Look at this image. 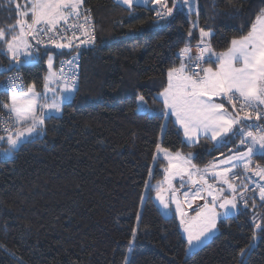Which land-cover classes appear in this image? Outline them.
Segmentation results:
<instances>
[{"label":"trees","instance_id":"16d2710c","mask_svg":"<svg viewBox=\"0 0 264 264\" xmlns=\"http://www.w3.org/2000/svg\"><path fill=\"white\" fill-rule=\"evenodd\" d=\"M168 3L174 11L161 19L152 5L83 1L97 40L81 52L79 91L61 116L45 118L42 136L0 165V264H125L130 247L131 264H264V201L258 194L247 207L237 201V214L220 219L216 235L187 257L188 243L172 205V215L164 217L152 189L167 169L157 144L186 157L191 153L199 167L233 151V144L217 146L208 138L188 145L173 120L160 118L158 93L166 71L178 66L180 50L199 43L200 28L214 34L215 52L225 51L231 39L247 33L264 0H197L190 14L176 10L174 0ZM17 16L14 4L0 0V27L14 24ZM54 51L64 52L55 67L76 53ZM10 62L0 55V67ZM45 64L46 57L15 70L28 87L40 90ZM6 75L0 72V82ZM10 95L0 91V101L9 102ZM140 95L148 112L137 111ZM2 146L5 152L8 144ZM256 158L264 163V157ZM256 223L259 243L242 262L240 253L251 246Z\"/></svg>","mask_w":264,"mask_h":264},{"label":"snow or ice","instance_id":"6c2138e0","mask_svg":"<svg viewBox=\"0 0 264 264\" xmlns=\"http://www.w3.org/2000/svg\"><path fill=\"white\" fill-rule=\"evenodd\" d=\"M155 2L160 4V9L156 10L157 16L163 19L172 15L173 8L168 7L167 0ZM8 3L15 5L18 16L14 24L0 27V55L11 60L8 67H0V72L19 69L22 56L24 65H39L46 57L48 74L44 77L42 92L36 90L35 84L26 91L22 86L18 91L13 90L17 89L18 81L22 84L19 75L8 77V83L3 85L6 90L12 91L9 102L0 101V132H3L0 142L9 145L6 155L33 138L42 136L46 115L48 119L55 118L52 113L61 112L63 106L70 104L79 91L78 74L72 70L78 68V52L70 54V59L60 61L58 70H53L56 56L64 54L63 51L54 50L78 49L80 44L95 43L94 27L90 13L83 9V0H26L22 10L16 0H8ZM119 3L130 8L133 0H119ZM137 3L147 5L150 0H137ZM181 3L187 5L188 0H181ZM235 11L238 13L239 9ZM199 33L196 53L193 54L192 47L186 44L177 55L180 61L178 66L166 71L165 86L158 93L163 104L160 118L167 120L169 116H174L173 122L180 126L189 145L195 144L201 134L222 145L238 137L240 145H247V150L234 152L200 169L192 163L191 153L187 157L180 152L172 154L157 144V153H163L168 161L169 167L165 172L168 173L166 179L169 188H172V178L179 176L181 188L198 185L193 197L200 192H207L211 197V203L206 202L191 219H185L186 214L181 210L179 200L175 202L189 246L203 243L202 238L216 228L217 207L225 210V216L236 209L237 186L232 181L238 174L234 169L241 168L247 172L254 154L264 157V126L254 122L245 126L253 118L258 121L264 117V10L257 15L246 34L230 40L225 51L213 50L211 38L214 34L210 30L200 28ZM214 98H220V102ZM138 99L137 111L148 112L145 97L140 95ZM226 103L232 111L225 107ZM164 128L166 125L162 126V130ZM253 128L256 132L251 130ZM218 165L225 167L217 170ZM209 173L227 185L233 193L231 199L223 198L222 202L217 203L223 189H215L208 183L206 176ZM256 175L264 178V169L259 165L256 166ZM257 187L259 197L264 201V186ZM244 188L247 191V185ZM182 195L187 198L189 193L183 192ZM157 197L167 210L168 203L159 190ZM244 204L247 207V200ZM255 227L260 229L261 224L256 223ZM132 251L130 247L129 252ZM240 254L243 256L244 252ZM125 264L131 262L126 259Z\"/></svg>","mask_w":264,"mask_h":264},{"label":"crops","instance_id":"0c3cea01","mask_svg":"<svg viewBox=\"0 0 264 264\" xmlns=\"http://www.w3.org/2000/svg\"><path fill=\"white\" fill-rule=\"evenodd\" d=\"M114 1L116 3H118V4H121V3H119V0H114ZM167 4H168V7H169L168 0H167ZM121 5H124V4H121ZM147 5H152L153 7H156L158 9H160V4L159 3H156L155 0H150V3L147 4ZM147 5H138L137 0H133V3H132V6H147ZM124 6L129 7L128 5H124ZM173 11H174V8H173ZM192 50H193V54H195L196 53V47H192ZM213 66L216 67L215 65H213ZM214 99L218 100L217 98H214ZM225 105H227L226 108H228L229 111H232L231 107L227 103ZM167 119H171V120L174 121L175 120V117L174 116H169ZM179 128H180V126H179ZM233 131H235V128L233 129ZM182 134H183V131H182ZM229 135L231 136L232 134L229 133ZM183 137H184L185 142L188 144L187 138L184 135H183ZM205 137L207 138V136H204L202 134L201 135H198V137L196 138L197 142L195 144H193V145H196L197 143H199V141L201 140V138H205ZM211 141L214 144L221 145V143H219L218 141H214V140H211ZM232 144L234 145V147H233L234 150L229 155H231V154H233L234 152H237V151H246L247 150V145H240L239 138L238 137H233ZM190 146H192V145H190ZM254 152H255V149H254ZM170 153L175 154L177 152H170ZM256 156H258V155H255V154L253 155V157H252L253 163L249 166V170L247 171V173L249 175V178L248 179L243 178L242 179L243 181L242 180L241 181H237V182H233L232 181L237 186V190H236V193H235V195H236V202L239 201V196L242 193V190L241 189L244 187V184L243 183H247V182H249V181L252 180V181L258 182L261 186H264V181L261 182L260 181L261 178L258 179L256 177V166L259 165V167L261 169H264V163H262V161L260 159L257 160ZM159 157H161V158H163V160H165L166 165H167V168H168L169 167L168 161H167L166 158L163 157V153H160L159 154ZM223 159H220V160H223ZM220 160H218V161H220ZM210 163H208L207 165H205L203 167H199L197 165L196 166H197V168L203 169L206 166H208ZM224 167H225V165H218L217 170H222ZM236 169H234V171L235 172H239ZM167 175H168V173H166V176H165V178L162 181H160V182H158V183H156L155 185L152 186V189L155 191L154 200H155L156 204H158L157 201H159V199L157 197V191L158 190L160 191V194L164 196L165 201L168 203V209L167 210H165V209L162 210L161 207L158 206L159 209L161 210V213L163 214L164 217H167L168 218V217H170L172 215L171 214L172 213L171 212V210H172L171 205L173 207V204H174L175 205V209H176V203H175L176 200H179L180 206H181V210L186 214L185 215V219H191V218L195 217L196 212L199 211L201 209V207L206 202L211 203V197H209L207 195V192H200L198 196L193 197V193H194L195 189L198 187V185H189V186H186L184 188H181V186H180V177L179 176H176L175 177V180H173V179L171 180L172 188H169V184H168V181L166 179ZM229 176L231 178V174H229ZM185 179H186V177H185ZM206 179L208 180V183L209 184H212L214 186L215 189H221V188L223 189L222 197H221L220 200L217 201V203L222 202L223 198H228V199H231L232 198L233 193L231 192V190L228 189L227 185H224V184L221 183V181L219 180V178H213L211 176V174L209 173V175L206 176ZM244 181H247V182H244ZM157 185H160V188L159 189L157 188ZM173 189H175V192H176L175 194H173ZM183 192H188L189 193V195H188L187 198H185L182 195ZM215 194L216 193L214 192V195ZM257 194L259 196V191L257 192ZM189 204L191 206H189ZM237 206H238V202H237ZM237 210H238V208L236 207V209L232 210L231 211V214H229L227 216L237 214ZM174 211H175V214L178 217V220H179V222L181 224L180 212L179 211H176V210H174ZM216 211L219 214L217 216V219H216V228L214 230H212V232L208 233L206 235V237L202 238L203 243H205L206 241H209L211 238H213L216 235V233L218 231L217 226H218L219 220L222 219V218H224V217H226L224 215V211H225L224 209H220V208L217 207L216 208ZM181 227H182V234H183V232H184V225L181 224ZM184 238H185V240H187V237H184ZM203 243H201V244H203Z\"/></svg>","mask_w":264,"mask_h":264},{"label":"built area","instance_id":"2783aa9c","mask_svg":"<svg viewBox=\"0 0 264 264\" xmlns=\"http://www.w3.org/2000/svg\"><path fill=\"white\" fill-rule=\"evenodd\" d=\"M84 10H87L84 8ZM89 13L90 11L87 10ZM90 18H91V21H92V25L94 27V36H95V43H96V40H97V35H96V27H95V24H94V20L93 18L91 17V14H90ZM81 39H83V37H81ZM94 43V44H95ZM94 44H91V45H86V44H80L79 45V48L78 49H67V50H73V51H76V53H72L71 55H75L79 54V59H78V68L74 67L72 70L76 71L77 74H78V86L80 84L79 82V79H80V73H81V52L88 49L89 47H92ZM71 56L69 57H63L61 59H59L57 65H56V70H58L59 68V64H60V61H66L68 59H70ZM66 71H68V69L66 68L65 69ZM15 75H19L21 77V80H22V84L20 83V81H18V87L17 89H13V90H16L18 91L19 87L22 86L24 88V90H26L28 88L27 84H26V81H25V77L24 75L21 73V71H18V70H14L12 71L11 73L7 74L6 77L4 79H2V81L0 82V91H3L5 93H8V94H12V91L11 90H6L3 85L5 83H8V77L10 76H15ZM256 123V124H259L261 126H264V117H262L260 120H255V118H253V121H248L246 122L245 126H247V124H250V123ZM253 132H256V129L253 128L251 129ZM0 135H3V132H0ZM3 145V142H0V165L5 161L6 159V156L3 152L4 150V146ZM237 171L239 172H236L238 175H237V178L233 180V182H237V181H241L244 178L248 179L249 178V175L247 172H244L243 169L241 168H237L236 169ZM258 185H260L258 182L256 181H249V184L247 185V191H245V188L242 190V195L240 194L239 196V201L244 204V201L247 200V202L251 199V197L257 193L259 191L258 189ZM261 186V185H260Z\"/></svg>","mask_w":264,"mask_h":264},{"label":"rangeland","instance_id":"374dc122","mask_svg":"<svg viewBox=\"0 0 264 264\" xmlns=\"http://www.w3.org/2000/svg\"><path fill=\"white\" fill-rule=\"evenodd\" d=\"M84 1V0H83ZM26 4V2H24L22 5H21V10L23 9V7H24V5ZM174 5H176V10H184L185 12H187V13H191V12H193V10L196 8V6H197V0H188V4L187 5H183L182 3H181V0H174ZM21 58H24V57H20V60H23V59H21ZM45 66H46V73L44 74V77H46L47 76V74H48V70H47V65L45 64ZM214 67V66H213ZM53 70H56V67H55V64L53 65ZM27 90V89H26ZM25 90V91H26ZM37 90V89H36ZM38 92H42L43 91V88H41L40 90H37ZM57 91H59V89H57ZM48 95L49 96H51L52 95V93L51 92H49L48 93ZM218 100H217V102H220V98H217ZM138 102H139V99H138ZM140 103V102H139ZM225 107H227V105H225ZM62 112H63V108H62V111L61 112H59V113H52V115H54V116H61L62 115ZM139 112H141V113H145V112H143V111H139ZM46 117H47V115H46ZM166 124V123H165ZM163 135H164V129L162 130V132H161V135H160V141L162 140V138H163ZM206 138V137H205ZM208 138V137H207ZM208 139H210V138H208ZM228 144H232V142H229ZM217 145V144H216ZM218 146V145H217ZM8 148H9V145L7 146V148H6V150H5V152H4V154L7 152V150H8ZM232 150H234L233 149V147H232ZM13 153L14 152H12L10 155H6L5 154V156L6 157H11L12 155H13ZM159 154L160 153H157V157H159ZM155 158V162H154V164H153V167H152V170L154 169V167L157 165V160H158V158ZM260 177V176H259ZM261 178V177H260ZM173 180H175V177L174 178H172ZM261 182H263L264 181V178H261V180H260ZM160 182V181H159ZM153 182H152V173H151V177H150V179H149V181H148V183H147V187H146V191H145V193H144V196H143V200H142V205H141V208L144 206V202L146 201V198L148 197V194H149V188H150V184H152ZM158 183V182H157ZM176 193V192H175ZM257 194V193H256ZM255 195V194H254ZM251 198H253V196L251 197ZM157 205L158 206H160L161 207V209L162 210H164V208H163V206H162V204L160 203V201H157ZM173 209L174 210H176L175 209V205L173 204ZM258 231H259V229H257L256 228V232H255V234H254V237H253V241H252V243H251V246L249 247V249L244 253V255L241 257V261L242 262H246V260H247V257H248V255L250 254V251H252V250H254V248L258 245V243H259V240H260V236H259V234H258ZM183 235H184V237H187V233L184 231L183 232ZM212 239V238H211ZM210 239V240H211ZM209 240V241H210ZM208 241H206L205 243H203V244H199V245H193V246H189L188 244H187V246H188V249H187V257H189L190 255H192L194 252H196L198 249H200L202 246H204L206 243H207ZM129 258H130V252L128 253V256H127V260H129Z\"/></svg>","mask_w":264,"mask_h":264},{"label":"water","instance_id":"95a60500","mask_svg":"<svg viewBox=\"0 0 264 264\" xmlns=\"http://www.w3.org/2000/svg\"><path fill=\"white\" fill-rule=\"evenodd\" d=\"M19 63H20V65H21V67H33V66H35V65H24L23 60H20ZM15 69H16V68H13L11 71H7V72H4V73H5V74H9V73H11L12 71H14ZM256 177H257L258 179H260V177H259L258 175H256Z\"/></svg>","mask_w":264,"mask_h":264}]
</instances>
